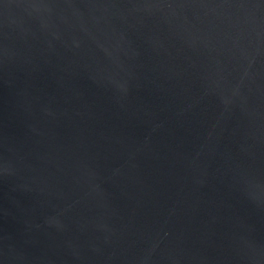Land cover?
<instances>
[{
	"label": "water",
	"instance_id": "water-1",
	"mask_svg": "<svg viewBox=\"0 0 264 264\" xmlns=\"http://www.w3.org/2000/svg\"><path fill=\"white\" fill-rule=\"evenodd\" d=\"M0 264H264V0H0Z\"/></svg>",
	"mask_w": 264,
	"mask_h": 264
}]
</instances>
